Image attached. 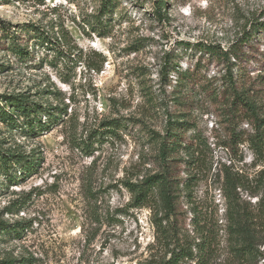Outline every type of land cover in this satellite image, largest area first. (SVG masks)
<instances>
[{
    "label": "rangeland",
    "instance_id": "374dc122",
    "mask_svg": "<svg viewBox=\"0 0 264 264\" xmlns=\"http://www.w3.org/2000/svg\"><path fill=\"white\" fill-rule=\"evenodd\" d=\"M156 1L115 0L110 22L95 31L101 0H0V101L22 94L62 110L41 134L0 121V148L39 157L26 177H0V218L20 227L1 234L0 261L160 263L173 249L196 253L204 229L206 256L181 264H264L261 196L251 195L261 190L264 139L255 147L253 124L240 108L204 90H224L231 67L264 116V0H166L165 21ZM32 25L51 43L33 38ZM13 42L26 53H14ZM202 43L231 51V60L200 51ZM184 71L187 83L179 78ZM147 85L155 87V104ZM170 115L191 124L183 137L196 154L194 163L183 148L172 157L173 173L189 188L167 213L158 196L140 202L126 182L162 171L153 132L163 134ZM225 169L242 183L236 195L258 236L253 252L238 251L243 242L229 230Z\"/></svg>",
    "mask_w": 264,
    "mask_h": 264
},
{
    "label": "trees",
    "instance_id": "16d2710c",
    "mask_svg": "<svg viewBox=\"0 0 264 264\" xmlns=\"http://www.w3.org/2000/svg\"><path fill=\"white\" fill-rule=\"evenodd\" d=\"M157 14L160 19L164 21L168 19V13L166 12V0H157ZM116 8L115 0H101L100 8L98 10V15L96 17L95 24L93 28L98 26L99 28H94L95 31L103 30L105 25L111 20V13ZM97 23V24H96ZM34 30L33 38H40L44 43H51L50 37L45 36L44 33H39V27L32 25ZM264 30V23L263 28ZM197 46V45H196ZM199 50L208 53L212 58H215L219 62L230 61L232 52L229 50H224L220 46H215L212 44H198ZM12 51L16 54H23L26 51L16 42H13ZM201 61L196 64V71L201 73L198 65ZM173 65L172 60L166 61L165 66L162 68V75L164 78L165 87L160 89V93L166 95L167 86L171 84L172 80L170 75L172 74L171 67ZM174 69V68H172ZM195 71V72H196ZM189 71H184L179 74L180 81L187 83V74ZM225 88L221 90L220 87L216 86H204V90L211 89L213 91V96L216 94H221L225 99L232 100V106L236 110L237 107L243 112L248 120L253 124V133L249 136V139L255 147L260 149L261 139H264V116L259 112L258 106L255 101H253L244 90L240 89L238 86V80L235 77L234 72L231 67H228L226 76ZM146 95L152 104H155L154 98L155 94L152 92L155 87L147 85ZM216 99V96H214ZM10 104L11 109H7V105ZM163 105V102L160 104ZM236 112V111H235ZM62 114L61 108H52L47 105H43L40 102L32 101L28 99L25 95L18 94L12 96H5V103L0 101V121L20 129L22 132L29 134H41V132L48 130L51 125L58 121ZM47 117V120H43V116ZM113 122L110 120V124ZM191 124L187 120H183L180 117L169 116L166 129L163 134L153 132L155 139L159 141L160 149V159L162 162V171L148 175L143 178V180L138 182L128 181L126 182V187L133 192L135 197L140 201L144 202L152 196H158L162 202L163 209L167 212H174L177 207V201L179 199V193L184 189L189 188V183L186 181L182 184L181 180L175 176L172 171V163L175 161L172 158L176 153H178L182 148L186 150L189 156L188 163L195 162L196 151L193 149L191 141H185L183 133L189 129ZM237 135L236 132H234ZM245 132L241 133L243 137ZM236 138H240L237 136ZM39 157L26 154L19 149H3L0 148V177L5 176L8 181H13L18 179V173L24 178L28 174L37 170V164ZM20 166L19 170L13 169ZM223 183L222 191L227 200V212L229 215V230L232 234L239 237L240 246L237 247L238 251L246 250L253 252L255 248L257 234L254 233L253 227L250 225L251 216L248 213L243 214V209L240 206V201L237 197V189L241 186V181L237 178L235 174H232L228 169L223 170ZM259 188L261 190H252L251 195L261 196L259 207L264 217V170L261 171L259 176ZM262 191V192H260ZM21 224V223H20ZM19 224L11 225L6 220L0 218V236L5 232H16L19 233ZM201 239L196 243L197 252L193 251V248H180L173 249L169 258H165L160 263H135V264H181V262L186 258H196L197 256H206L207 249L209 247V231L201 230ZM203 256V257H204ZM16 259L3 260L0 264H15Z\"/></svg>",
    "mask_w": 264,
    "mask_h": 264
}]
</instances>
